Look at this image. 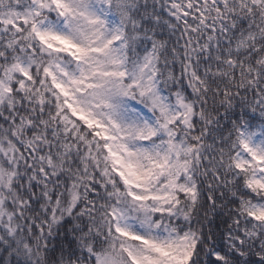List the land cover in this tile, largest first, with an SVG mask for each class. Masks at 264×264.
Segmentation results:
<instances>
[{"label":"snow or ice","instance_id":"obj_1","mask_svg":"<svg viewBox=\"0 0 264 264\" xmlns=\"http://www.w3.org/2000/svg\"><path fill=\"white\" fill-rule=\"evenodd\" d=\"M0 264H264V0H0Z\"/></svg>","mask_w":264,"mask_h":264}]
</instances>
